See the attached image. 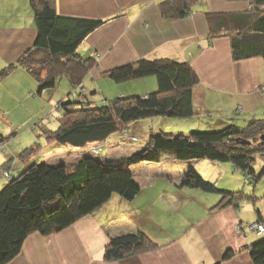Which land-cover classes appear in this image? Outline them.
<instances>
[{
    "label": "crops",
    "instance_id": "obj_1",
    "mask_svg": "<svg viewBox=\"0 0 264 264\" xmlns=\"http://www.w3.org/2000/svg\"><path fill=\"white\" fill-rule=\"evenodd\" d=\"M164 1L56 0L57 11L62 16L106 19L78 47V53L97 60L82 87L87 91L100 90L99 81L108 78L106 71L140 58H170L189 63L199 77L193 89L195 115L191 119L195 124L216 130L230 124L247 125L253 119L264 118V58L235 60L231 37L210 38L207 21L208 13L244 12L252 9V3L198 0L189 15L168 19L160 11ZM37 35L31 0H0V72L32 48ZM133 80L140 81L127 91H119L117 96L146 95L158 87L157 79L155 83L148 77ZM129 81L132 80L126 82ZM106 82L102 89L113 87V83ZM35 84L30 73L18 67L0 81V88L8 90L5 99L9 97L18 104L26 99L24 90ZM109 96H104L103 100L112 99ZM96 98L92 97V100L102 101ZM123 142L117 133L111 135L107 140L106 155L99 159L131 156L144 148L148 139L138 149H126L122 147ZM73 152L70 156L60 148L48 154L54 155V161L59 164H71L90 154L83 150ZM171 162L166 165L142 162L133 166L134 177L141 186L134 199L113 195L103 206L58 233L49 236L38 232L31 234L21 253L7 264H215L222 260L228 249L234 251V255L222 260L221 264H255L249 247L264 233H253L246 225L251 220L264 223V210L258 208L261 217L251 218L246 206L241 209L233 203L220 207V192L196 187L188 189L189 197L175 191L178 196L171 198V202L165 201L164 196L171 195L167 191L172 186L166 185L162 190L158 180L152 178L154 173L162 170L161 174L164 172L178 184L189 170L194 169L216 186L224 183L219 184L220 189L238 190L233 188L234 182L223 181L224 177H229L231 168L238 169L232 163L222 164L210 159ZM27 164H21L16 170H24ZM208 169L218 173L215 182L205 174ZM139 170L145 178L137 177ZM178 187L183 191L182 186ZM138 231L146 233L158 245L120 260H105V247L111 237Z\"/></svg>",
    "mask_w": 264,
    "mask_h": 264
},
{
    "label": "trees",
    "instance_id": "obj_2",
    "mask_svg": "<svg viewBox=\"0 0 264 264\" xmlns=\"http://www.w3.org/2000/svg\"><path fill=\"white\" fill-rule=\"evenodd\" d=\"M197 1L166 0L160 11L168 19L183 18L191 13ZM228 1H250L252 9L208 13L209 37H231L235 60L264 58V0ZM31 6L38 30L35 43L16 63L1 70L0 81L23 67L39 83V93L54 87L58 77H67L73 89L82 90L84 79L97 60L78 53V47L106 19L62 16L57 11L56 0H31ZM105 75L116 82L156 76L158 88L146 95L105 99L103 105L91 99L61 103L66 108L65 115L58 129L47 132V139L81 150L91 147V154L77 162L41 163L40 152L32 146L16 157L28 163L24 170H16L18 165L13 160L4 163L1 172L4 180L0 184V264H7L19 255L25 240L33 233L44 236L58 233L103 206L113 195L134 199L141 186L132 167L142 162L157 163L166 158L231 162L247 173L246 181L250 182L247 184L255 186L261 180L264 170L257 174L254 163L258 156L264 159V118L253 119L247 125L230 124L210 131L193 130L189 134L161 131L152 134L145 147L131 156L97 158L93 149L102 146L99 155L111 135L117 133L123 138L130 122L157 115L193 117V89L199 82L189 63L170 58H140L106 71ZM69 103L78 107L69 108ZM61 105L58 103L57 107ZM246 140L250 143L242 142ZM29 156L36 161L30 164ZM182 186L220 192V207L233 203L238 207L241 199H258L244 190L220 189L194 169L183 177ZM257 213L261 217V210L257 209ZM157 245L141 231L121 234L110 238L104 258L120 260ZM249 251L255 264H264V236L253 242ZM233 255L234 251L228 249L222 260ZM222 260L215 264H221Z\"/></svg>",
    "mask_w": 264,
    "mask_h": 264
},
{
    "label": "rangeland",
    "instance_id": "obj_3",
    "mask_svg": "<svg viewBox=\"0 0 264 264\" xmlns=\"http://www.w3.org/2000/svg\"><path fill=\"white\" fill-rule=\"evenodd\" d=\"M111 83H113V87L106 86L105 89H102V86L105 85L107 80ZM111 78H104L99 81L100 90H92L87 91L86 89L82 90L79 89H73L71 86L70 81L67 77H58L56 79V85L54 87L45 88L42 90V92H38L39 83L37 82L35 86L28 88L26 91L24 90L26 94V99L18 102L13 103L12 99L9 97L5 99V95L8 94V90L4 87L0 88V95L2 96L0 100V184L3 182V176L1 174L3 165L5 162L9 160H13V163L20 166L21 164H24L20 160V158H16L21 154L26 148L35 146L37 147V151H39L38 159H41L42 162H46L50 165H58L59 163H56L54 161V155L48 154L51 151H57L58 149L62 148L65 149L67 154L70 156L74 155L73 151H78L81 149H77L71 145H60L58 142L53 141L50 142L47 139V132L54 131L59 128L60 126V119L64 117V113L66 112V108L61 105V103L68 102L69 100H72L73 102L76 100H88L92 97H97L96 100H102L97 105H103L106 101L103 100L106 96L109 98H115L119 97L117 96L119 91L126 90L127 88L136 85L139 83L140 80H132L129 82H116L115 80H110ZM142 79V78H141ZM149 80H152L154 83L156 82V76H148ZM151 85V84H148ZM156 89L153 90H157ZM109 95H106V93ZM60 103V107H57V104ZM69 108H77L78 104L75 103H69L67 104V107ZM204 125H199V123H194L191 118L187 117H168V116H152L147 118H142L138 121H133L128 124L126 127V134L123 137V144L122 147L124 148H136L138 149L139 146H144L143 143L152 136V134H157L162 130L165 133H185L188 134L193 130H212L208 129V127H203ZM194 127H196L194 129ZM184 128V129H183ZM187 128V130L185 129ZM186 130V131H184ZM155 131V133H152ZM131 136H135L137 140H132ZM114 140V138H112ZM105 144V147L103 148V151L101 154L97 155V153H94L97 158H101L106 155L107 149L109 146ZM146 145V144H145ZM91 148V147H90ZM89 147H86L83 149V151H90ZM128 149V151H129ZM59 152V151H58ZM72 152V153H71ZM48 154V155H47ZM91 154V152H90ZM34 153H32V156ZM31 156V157H32ZM29 156V163H33L36 161L35 158H31ZM171 160L176 161H184V160H178L173 158H166L165 160L161 161L164 162L161 164L160 162L154 163L157 165H166L171 164ZM197 161V160H195ZM202 161V160H199ZM207 161V160H205ZM208 162V161H207ZM188 163V162H186ZM210 163V162H209ZM228 164H231V162H225ZM223 164V162H222ZM156 166V165H154ZM176 166V165H175ZM183 166L184 165H180ZM235 166V165H234ZM153 166H150V169H152ZM254 168L256 170L257 174H260L264 170V159L260 156L256 158V161L254 163ZM166 168H164L165 170ZM197 170V169H196ZM158 172V171H157ZM162 170H159V173H154V179H157L160 185L162 186V190L164 189V186H172V189L170 191H167L171 195H165L164 200L168 199L169 202L172 201L171 198L177 197L178 195L175 194V191L178 193L186 194V197H189L190 193H187L189 191L188 189H192L188 186H182V180L178 184L175 181H172L171 178L167 176V174H164V172L161 174ZM230 175L228 178L224 177L223 181L228 180L230 183H235L233 188H239L238 190H244L247 194H254L258 199L254 201L253 199H241L239 200V208L247 207L246 209L249 210L250 216H253L251 218L257 219L258 213L257 209L260 208L261 210H264V174L260 181L256 183L254 186L253 183L251 185L247 184L246 182V175L247 173L242 170L238 169L235 170L234 168H231ZM159 174V175H155ZM207 176H211L213 178V181L215 182L217 180L218 173H212L210 169H208ZM211 174V175H208ZM152 175V176H153ZM139 179L143 176V173L139 170L138 176ZM226 179V180H225ZM136 180V179H135ZM164 180V181H162ZM208 180V179H206ZM137 181V180H136ZM209 181V180H208ZM253 182V179L251 180ZM138 182V181H137ZM212 182V181H211ZM139 183V182H138ZM162 183V184H161ZM158 184V183H157ZM221 183H218V188L221 187L224 183L219 185ZM178 186L183 187V191ZM1 188V187H0ZM185 188V189H184ZM225 188V187H224ZM187 189V190H186ZM227 189V188H226ZM145 196V195H144ZM221 196V195H220ZM167 203V202H166ZM168 204V203H167ZM170 206V204H168ZM254 222L251 220L248 222V224H251ZM247 229L251 232L252 230L249 229L247 226Z\"/></svg>",
    "mask_w": 264,
    "mask_h": 264
},
{
    "label": "built area",
    "instance_id": "obj_4",
    "mask_svg": "<svg viewBox=\"0 0 264 264\" xmlns=\"http://www.w3.org/2000/svg\"><path fill=\"white\" fill-rule=\"evenodd\" d=\"M132 137V140H137L136 137L134 136H131ZM102 148V146H97L93 149V152L94 153H98L99 150ZM247 183H250L248 180L246 181ZM249 227L250 230L253 231V233H256V234H262L264 233V223L260 222V221H256L254 223H251V224H248L246 225V227Z\"/></svg>",
    "mask_w": 264,
    "mask_h": 264
},
{
    "label": "water",
    "instance_id": "obj_5",
    "mask_svg": "<svg viewBox=\"0 0 264 264\" xmlns=\"http://www.w3.org/2000/svg\"><path fill=\"white\" fill-rule=\"evenodd\" d=\"M242 142H243V143H248V144L250 143V141H248V140H246V141H242Z\"/></svg>",
    "mask_w": 264,
    "mask_h": 264
}]
</instances>
